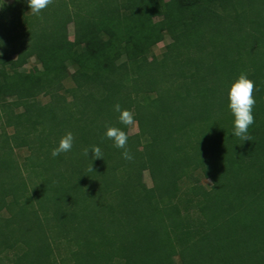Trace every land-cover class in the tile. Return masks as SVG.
<instances>
[{
    "label": "trees",
    "instance_id": "trees-1",
    "mask_svg": "<svg viewBox=\"0 0 264 264\" xmlns=\"http://www.w3.org/2000/svg\"><path fill=\"white\" fill-rule=\"evenodd\" d=\"M0 264H264V0H0Z\"/></svg>",
    "mask_w": 264,
    "mask_h": 264
},
{
    "label": "clouds",
    "instance_id": "clouds-1",
    "mask_svg": "<svg viewBox=\"0 0 264 264\" xmlns=\"http://www.w3.org/2000/svg\"><path fill=\"white\" fill-rule=\"evenodd\" d=\"M52 0H28L29 7L34 14H39L45 9ZM254 81L247 74L242 73L234 82H232L229 92V109L234 117L233 133L235 137L243 140H250L249 127L254 124L255 117L253 114L254 105L256 103ZM116 111L120 112V121L125 125H134L135 120L133 114L129 110H121L119 104L115 106ZM106 136L114 141L117 148L125 149L122 153L125 159H131V154L126 149L128 137L124 131L117 128H108ZM74 137L71 132L65 135L59 142V145L52 150V156H59L63 152L72 149ZM90 152L95 159L103 158V154L99 146H92ZM85 155H89V150H85ZM92 170V169H90Z\"/></svg>",
    "mask_w": 264,
    "mask_h": 264
},
{
    "label": "rangeland",
    "instance_id": "rangeland-1",
    "mask_svg": "<svg viewBox=\"0 0 264 264\" xmlns=\"http://www.w3.org/2000/svg\"><path fill=\"white\" fill-rule=\"evenodd\" d=\"M2 1H5V2H8V3H11L13 0H2ZM68 29H69L70 37L73 38V29H74L73 24H70ZM170 41H171V38H170L169 36H166L165 39H164L163 41L159 42V43L154 47L153 52H154L156 55L161 54L162 51H163V49H164V47H165V45H166L168 42H170ZM37 68H38V64H37V62L35 61L34 58H32V59L30 60V62L24 66V69H26V70H30V69H32V70H36ZM137 131H138V126H137V123L135 122L134 125H131V126H130V133H136ZM26 154H27V151H26L25 149L17 150V155L19 156V158H22V157H23L24 155H26ZM144 178H145L146 182H147L149 185L152 184V180H151V178H150L148 172H145V174H144ZM202 182H203L204 184L208 185L209 180H207V179H203Z\"/></svg>",
    "mask_w": 264,
    "mask_h": 264
}]
</instances>
